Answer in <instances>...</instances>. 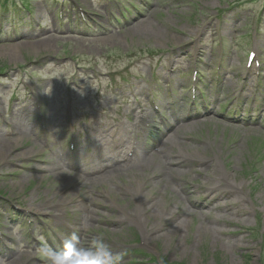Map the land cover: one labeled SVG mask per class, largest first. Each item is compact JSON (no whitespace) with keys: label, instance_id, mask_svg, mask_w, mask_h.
I'll return each mask as SVG.
<instances>
[{"label":"rangeland","instance_id":"374dc122","mask_svg":"<svg viewBox=\"0 0 264 264\" xmlns=\"http://www.w3.org/2000/svg\"><path fill=\"white\" fill-rule=\"evenodd\" d=\"M204 1V0H202ZM210 2V5L214 3V0H205ZM237 13V12H235ZM166 19V18H165ZM170 20H174L177 23H186L187 21L180 15L178 16H171ZM252 20V17H249V20L247 23L239 24L238 26H235L231 29L233 33H231V37L229 39V42L236 41L238 44V50L242 49L244 47V39H239L237 36L245 33L243 26L248 25ZM148 23V26H140L141 29H146V31L149 32V34H154L155 31L160 33L161 35H166L162 30L157 28V26L153 23L152 20H150ZM240 28V29H239ZM153 29V30H151ZM239 29L238 31H236ZM137 30V28H136ZM124 40L122 42V45H130L133 42L135 44H146L151 47L156 46V42L160 43L162 41L166 42L167 37L165 39L161 38H152L147 35H143L141 32H130L126 31L123 33ZM208 36V35H207ZM116 39V38H114ZM175 39V38H171ZM169 39V41L171 40ZM98 41H93L89 48V53H96L95 51L96 45ZM101 43L108 47L106 42ZM253 45L260 47L262 43H264V38L255 37L252 39ZM118 47H122L120 44H116ZM0 52L4 53L6 52L5 48L0 47ZM250 88V87H249ZM2 87L0 88V92ZM5 100L8 99V96L2 95ZM227 102V101H226ZM253 99L251 101V104H253ZM224 106V105H222ZM19 107V106H18ZM127 106L126 110L128 109ZM235 108L232 109V112H234ZM245 110L248 112V107H245ZM223 112H225V106L223 109ZM264 112V111H262ZM7 119L9 120V127H6L2 122H0V173L4 171V168L8 163L11 161H21L25 163L28 166H31V156L33 155L34 151L31 150L32 143L28 138H32L33 136V130L32 126L36 123L31 120V118L24 113L23 109L19 108V111H15L14 113L10 112L7 114ZM131 123V122H126ZM231 127L235 126L238 128V132L236 134L230 135V141L235 140L234 144V150L232 152V157L235 156V161L233 162L230 158V166H227L224 164V167L221 165L217 166L218 174L223 176L225 179L229 181H234L237 183H241L244 185V188H246L248 185L245 184V180H249V177L244 179L243 175L241 174V170L243 166H241V160L242 164L244 165V159L247 158H254L251 152H247V147L245 145V141L248 140L247 136H243L241 132L242 125L241 124H230ZM204 123H199L196 125H190L188 127L187 131H180L174 135H172L168 142L165 144V147L163 148L164 154H186L189 147H194L197 145L202 144H208L213 139H217L218 143H220L221 135L220 134H212L210 136H206L204 133ZM12 129V130H10ZM133 129V127H132ZM249 129V127L247 128ZM229 131H227L226 135L224 136V142L223 146L227 144V140L229 138ZM131 134L132 130L129 134V139L131 140ZM29 141L30 148L23 147L22 142L23 141ZM169 141L172 142V145L169 143ZM260 141L264 144V139H260ZM251 144V143H250ZM109 148H113V144H108ZM260 149V156L262 158V162H264V146L259 147ZM202 157H206V154H202ZM195 164V161H186L183 166L182 174L180 177H177L170 173V168H165L162 165H160L156 160L155 163L150 161H141V164L136 161H132L129 165L132 170L135 172H144L149 170V173L152 175V178L149 180L147 185H156L159 193L167 196H171L173 198L183 197L189 198L192 200H195L196 198L199 199L200 197V186H202L205 182L207 183L208 180L214 178V174H212V168H207L206 170H202L201 174H195L192 169ZM127 165L122 166L118 173L121 176H128L127 175ZM264 171V170H263ZM192 174L196 175L195 179H191ZM252 177L255 176L254 174L251 175ZM134 179V177H132ZM28 180V179H27ZM26 180V181H27ZM35 180L34 175H31L29 177V180ZM142 180H139L135 184V188H141L142 187ZM256 184L259 186L258 189H256ZM255 189V193H253V199L255 200V205L250 208V218H242L240 220L235 221L232 225H222L220 224L219 227L221 229H224V232H218L214 231L211 228V225L214 226L215 224H212L208 218L212 216V214H205V217H201L198 213V215L194 218L191 217V220H186L182 226L179 227V231L184 228L186 233L183 234V237H180V232L173 235L174 232H171L170 234H167V236H164L162 238H158L157 242L159 245L162 246L163 253L169 252V256L175 255L177 256L176 261H182L187 259L192 262V264H203V254L204 252L209 254V261L207 264H244L243 263V257L242 254H238V251L236 250L239 246H241V243H244L245 246L243 247H249L250 250L245 251L251 253V260H253L254 263L257 262V249L252 245V243H259V240L261 237L264 236V175H262L259 179L256 180L255 184L253 185ZM123 187V186H121ZM12 188L5 189L8 193L13 192L11 190ZM31 196V203L35 204L38 200V192H31L29 194ZM107 205H110V202L107 203ZM95 201L91 203L88 208L95 207ZM119 208L120 205H116L112 211V215L114 217L118 216L119 214ZM96 212L93 214V219H98V217L95 218V216H98V211H101V209L96 208ZM154 213V216L152 218H149L147 221L148 226H152L157 218V214H163V204L162 200L158 199L156 207L152 208V212ZM213 219H211L212 221ZM108 219L101 218L99 221L100 225L106 224ZM254 222L257 224V231L255 232V235H251L247 231V227L253 226ZM137 224L133 226H129L128 232H132V228L136 226ZM210 226V227H209ZM238 226V227H237ZM140 228L136 227V229ZM233 230H238L239 233H229ZM178 231V230H177ZM128 232H118L117 234H121L119 236L120 239H124L126 237H130L131 234ZM176 232V231H175ZM126 233L128 236H126ZM94 234V233H93ZM229 234V235H227ZM173 235V236H172ZM217 236V238H216ZM166 237V238H165ZM227 239V240H225ZM169 247L168 246V241ZM125 242H129L130 240H124ZM186 255V259H185ZM217 258H220V262L217 261ZM188 262V261H187ZM189 264V262H188Z\"/></svg>","mask_w":264,"mask_h":264},{"label":"clouds","instance_id":"9594fccd","mask_svg":"<svg viewBox=\"0 0 264 264\" xmlns=\"http://www.w3.org/2000/svg\"><path fill=\"white\" fill-rule=\"evenodd\" d=\"M44 255L48 264H121L123 259L103 238H94L84 246L75 235L64 239L61 251L46 248ZM32 258L29 254L24 264H29Z\"/></svg>","mask_w":264,"mask_h":264},{"label":"bare ground","instance_id":"6f19581e","mask_svg":"<svg viewBox=\"0 0 264 264\" xmlns=\"http://www.w3.org/2000/svg\"><path fill=\"white\" fill-rule=\"evenodd\" d=\"M164 162L169 163L168 160H164ZM219 182V181H218ZM220 185V190H216L214 188H209L206 190V193L210 195L209 201H215L220 197H223L226 201L225 204H233L239 201L240 196H239V191L240 189L236 185L232 184H222L219 182ZM217 192V194H215ZM219 194V195H218ZM226 206V205H223ZM219 209L222 208V206H218Z\"/></svg>","mask_w":264,"mask_h":264}]
</instances>
